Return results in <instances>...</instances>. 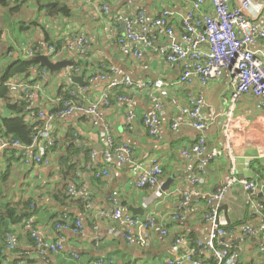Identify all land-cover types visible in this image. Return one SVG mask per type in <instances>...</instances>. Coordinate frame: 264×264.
Returning a JSON list of instances; mask_svg holds the SVG:
<instances>
[{"label": "crops", "instance_id": "1", "mask_svg": "<svg viewBox=\"0 0 264 264\" xmlns=\"http://www.w3.org/2000/svg\"><path fill=\"white\" fill-rule=\"evenodd\" d=\"M232 1L236 3L239 0ZM50 3L66 8L69 14H49L48 8L52 6L46 5ZM192 3L193 0H41L40 3L38 0H27L15 14L19 20L18 29L22 23L28 25L32 21H36V26L22 32L14 26L4 29L0 54L7 55L6 59H0V67L6 64L7 58L20 54V42L28 40L32 44L49 45L47 35L53 40H60L82 30L91 39L85 57L77 59L76 54L68 53L62 47L52 57L53 61L77 60L82 61L83 65L87 62V72L80 74L87 82L93 73H110L114 70L117 71L116 77L131 76L135 85L138 81L163 78L165 86L160 93L165 112L160 138H154L149 135L141 118L144 112L151 111L149 92L124 87L109 90L104 83L88 85V92L82 98L89 102L97 101L103 92L110 91L112 103L110 106L100 105V115L110 124L113 138L127 142L134 151L126 163L116 161L111 176L106 179L96 178L86 168V152L91 154L93 150H102L105 142L99 136L100 129L93 127L83 114H73L55 122L56 145L47 153L50 160L47 164L24 162L22 149L19 148H15L19 155L16 153L11 161L1 151L0 194L12 203L32 197L34 210L25 222L10 223L5 227L6 235L12 236L15 249L9 248L6 236L3 239L0 236V264H92L97 261H102V264H167L170 258L184 256L194 241L209 237L212 226L203 218L208 209L207 197L228 183L230 173L236 181L228 186L220 206H227L228 217L225 210L218 214L226 218L234 230L228 240L242 254L238 264H264V238L261 235H241L245 227L258 229L264 220V206L258 211L256 209L260 203L264 205V195H260L264 186V105L261 99L249 93L236 105L227 93L232 81L228 70H224L207 87L198 81L189 86L179 82L183 69L181 62L169 63L160 54L149 50H145L142 58L137 59L125 55L118 44L120 30L113 21L114 14L142 11L147 21L152 22L165 9L172 13L171 21L179 43L184 29L183 21ZM104 4L110 8L109 14L104 11ZM32 6H36L35 13L30 11ZM25 9L31 17L24 20ZM212 12L213 7L208 2L200 13ZM250 15L264 27V0H256ZM155 38L159 46L171 43L169 38L160 34ZM10 48H13L12 51ZM252 48L264 52V38ZM259 56L264 62V55ZM20 81L18 78L10 83L13 82L15 87ZM63 84L61 70L51 73L35 99V107L46 110L57 107L59 89ZM117 94L128 95L131 102L116 101ZM199 95L207 99L204 114L211 113L215 117L214 123L205 131L195 128L181 110V106ZM4 108V103L0 101V114H6ZM131 109L138 113L133 129H129L126 118ZM173 121L179 122L176 129L171 127ZM76 133L79 134L78 142L75 140ZM201 135L207 139V152L215 151L217 154L204 166L201 157L187 158L182 155V150L190 147ZM73 143L82 148L79 155L73 157L78 163L76 175L70 170L64 176L61 159ZM155 161L163 167L164 182L173 178L170 189L165 192L135 185L141 173ZM195 179L196 184L193 183ZM251 179L258 182L254 202L244 188V182ZM72 187L76 194L69 192ZM113 192H118L125 211H129L130 206L143 207L144 214L139 216L153 219L154 227L138 230V236L146 241L145 245L129 241L118 223L103 213L114 208ZM186 192L192 195L189 203L184 205ZM28 220L40 230L46 244L56 242L62 236L64 250L53 252L47 246L38 248L35 238L25 227ZM77 220L84 226L82 232L73 230ZM60 223L62 228L58 227ZM66 225L68 228H65ZM163 228L167 229V235L162 233ZM179 238L184 240L177 244ZM199 257L202 264L215 263L208 251Z\"/></svg>", "mask_w": 264, "mask_h": 264}, {"label": "built area", "instance_id": "2", "mask_svg": "<svg viewBox=\"0 0 264 264\" xmlns=\"http://www.w3.org/2000/svg\"><path fill=\"white\" fill-rule=\"evenodd\" d=\"M208 2L211 3L213 12L200 13ZM255 2L256 0H239L236 3H233L232 0H193L192 8L183 21L184 29L179 43L172 25L170 10L165 9L152 22L147 21L146 15L142 11L135 14L120 12L112 17L120 30L118 44L125 55L141 59L144 51L149 50L160 54L169 63L181 62L183 69L179 82L189 86L198 81L202 86L207 87L212 80L218 79L224 70H228L232 76V81L227 93L236 105L244 95L249 93L260 98L264 105V62L259 56V54L263 56L264 52L252 48V45L264 38V27L250 15V9ZM103 9L107 14L110 13L108 5L104 4ZM155 34L169 38L171 40L170 45H157ZM90 45L89 35L85 31L79 30L64 38L63 48L68 53L76 54V58L80 59L85 57ZM18 48L22 56L27 59L37 55H49L52 58L58 52L52 45H34L28 40L20 42ZM75 62L73 66L61 69L64 83L72 89L74 97L64 101L62 108L58 111L40 110L38 119L41 120V124L34 131L32 144L24 145L19 141L1 139L0 152L9 147L19 148L22 149L21 157L24 162L47 164L50 162L47 153L56 145L55 122L65 120L73 114H83L87 116L93 127L100 129L98 131L99 136L105 142L102 150L91 152L86 168L96 178L106 179L111 176L116 161L126 163L130 160L134 153L133 147L123 140L114 139L110 124L104 121L100 115V105L110 106L112 103L110 91L103 92L97 101L89 102L83 99L88 92V86H83L76 81L75 76L83 72V67L76 66ZM30 69L35 74L31 76V80L20 81L15 84V87L11 82L14 89L22 90L27 94L28 109L35 107V99L43 90V84L51 74L48 68L42 67L39 63L31 66ZM115 75H117L116 70L110 73L100 71L93 73L88 81L89 84L104 83L109 90L124 87L138 88L149 92L152 104L151 111L144 112L141 118L149 135L160 138L163 113L165 112V103L160 93L165 86L163 78L138 81L135 85L131 76L116 77ZM116 101L131 102V98L126 94H117ZM206 104L205 96L199 95L181 106L182 112L190 118L193 126L201 131H205L215 121V117L211 113L204 114ZM137 117L136 111L131 109L127 112L126 118L129 129L134 128V121ZM178 126V121L172 122L171 127L173 129ZM75 140L79 141L78 133H76ZM207 150V139L201 135L190 147L182 150V155L187 158L201 157L204 166L217 156L215 151L208 153ZM163 174L164 170L161 163L155 161L150 168L141 173L135 185L138 188L161 189L164 183ZM228 179L226 185L207 197L208 209L203 218L212 226L209 237L206 240L194 241L184 256L170 258L167 260V264H202L199 256L205 251L213 255L215 264H238L240 262L241 252L234 249L233 242L228 240V236L233 234L234 230L230 228L226 218L218 214V209L228 186L236 181L232 173L229 174ZM196 181L197 179L193 183L196 184ZM257 187L258 182L253 179L244 182V188L250 193L252 202L255 200L254 194ZM69 192L76 194L73 187L70 188ZM191 195L189 192L185 193L184 205L189 203ZM112 199L114 208L110 212L103 211V213L118 223L129 241H137L141 245H145L146 241L142 236H138V230L142 227H154L153 219L150 217L143 219L139 215L125 211L118 198V192H113ZM263 206V203H260L259 207L256 208L257 211ZM178 217L174 216L173 218ZM74 223L76 224L75 227L71 225L69 227H74L75 232H82L84 228L82 222L77 220ZM25 227L30 230L31 235L35 238L38 248L47 246L53 252L64 250V238L62 236L57 238L56 242L46 244L42 239L40 230L33 226L31 220L26 221ZM58 227L62 228L63 226L59 224ZM65 228L68 226L66 225ZM162 233L167 235V229L163 228ZM241 235L244 237L261 235L264 238V220L258 229L245 227ZM183 240L184 238H179L177 244ZM6 242L11 250L15 249L11 234L6 235ZM75 256L77 257L76 254ZM92 264H102V261ZM244 264L249 263L244 262Z\"/></svg>", "mask_w": 264, "mask_h": 264}, {"label": "trees", "instance_id": "3", "mask_svg": "<svg viewBox=\"0 0 264 264\" xmlns=\"http://www.w3.org/2000/svg\"><path fill=\"white\" fill-rule=\"evenodd\" d=\"M26 1L27 0H0V4L6 6H10L13 3L16 4L11 7V11L17 14ZM38 2L40 3L41 0H38ZM48 10L49 14L55 12L69 14L66 8L59 6L49 7ZM35 26L36 21H32L28 25L22 23L21 28L18 29V31L22 32L23 30H27ZM3 33L4 28H0V42L3 38ZM46 40L49 45L54 46L57 51H59L64 45V39L53 40L49 37V35H47ZM34 45L38 44L34 43ZM12 49L13 48H10L9 50L12 51ZM6 55L7 53L0 54V59H6ZM35 64V62L24 58L20 52V54L13 59L7 58L6 64L0 67V101L4 103L6 113L4 115L0 114V136L8 141H19L24 145H29L33 142L34 131L36 127L41 124V120L38 119V114L42 108L34 107L32 109H28L29 102L27 94L23 91L20 92L17 89L14 90L10 81H15L19 78V80L26 82L29 77L33 76V72L30 68ZM75 65H80L82 67L85 65L83 71L84 73L87 72V62H84L83 65L82 61H77L75 62ZM73 97L72 89L66 84H63L59 89V105L52 109V111H58L62 108L64 101ZM81 150L82 148L78 144L73 143L69 146L66 154L61 159V165H63V169L65 168L64 176H67V174L70 173V170H73V174L76 175L75 171L78 163L75 162L76 160L73 159V157L79 155ZM16 153L17 149L12 147L6 148L3 152L9 161L16 156ZM89 158L90 152H86V164L89 162ZM33 201L34 200L31 197L20 202L12 203L5 200L4 196L0 194V236L2 239L7 233L5 227H8L10 223L21 224L25 222V219L29 215H31V212L34 210Z\"/></svg>", "mask_w": 264, "mask_h": 264}, {"label": "water", "instance_id": "4", "mask_svg": "<svg viewBox=\"0 0 264 264\" xmlns=\"http://www.w3.org/2000/svg\"><path fill=\"white\" fill-rule=\"evenodd\" d=\"M56 3H50L47 4L46 6H52L55 5ZM29 61L35 62V63H39L42 67H46L49 69V71L51 73H55L60 71L61 69L68 67V66H73L74 62L72 60H59V61H53L52 58L49 55H37L34 57H30L28 58ZM75 79L78 83H80L83 86H88L89 82L85 81L83 79L82 76L77 75L75 76ZM98 150V149H97ZM173 178H169L168 180H166L163 185L161 190L163 192L167 191L170 189L171 187V183H172ZM264 184V182H263ZM260 195H264V186H263V193ZM225 210V214L227 213V206L223 205L222 207L219 208L218 213L220 214L221 211ZM129 211L134 214V215H142L144 214V209L143 207H135V206H130L129 207ZM227 216V214H226ZM228 217V216H227Z\"/></svg>", "mask_w": 264, "mask_h": 264}, {"label": "rangeland", "instance_id": "5", "mask_svg": "<svg viewBox=\"0 0 264 264\" xmlns=\"http://www.w3.org/2000/svg\"><path fill=\"white\" fill-rule=\"evenodd\" d=\"M14 5H16V4L13 3L10 6L0 4V28H4L7 30V28H12V26H14V27H16L15 29L18 30V28H19L18 27V25H19L18 17L15 15L14 12L11 11V7ZM25 11H26V9H25ZM30 11H31V13H35L36 6L30 7ZM26 13H27V11L24 13V17H22V19H24V20L27 17H31V16H28ZM13 34L16 35V37H18V34L16 32H13ZM14 57L15 56H12V57H9L8 59H10V58L13 59Z\"/></svg>", "mask_w": 264, "mask_h": 264}]
</instances>
